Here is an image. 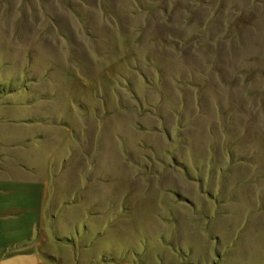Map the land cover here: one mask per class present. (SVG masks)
I'll return each instance as SVG.
<instances>
[{
    "label": "rangeland",
    "instance_id": "rangeland-1",
    "mask_svg": "<svg viewBox=\"0 0 264 264\" xmlns=\"http://www.w3.org/2000/svg\"><path fill=\"white\" fill-rule=\"evenodd\" d=\"M0 264H264V0H0Z\"/></svg>",
    "mask_w": 264,
    "mask_h": 264
}]
</instances>
